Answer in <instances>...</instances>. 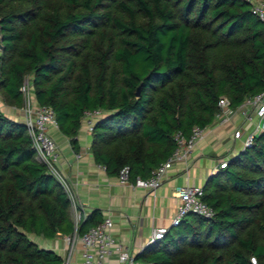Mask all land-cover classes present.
<instances>
[{
  "label": "trees",
  "instance_id": "obj_1",
  "mask_svg": "<svg viewBox=\"0 0 264 264\" xmlns=\"http://www.w3.org/2000/svg\"><path fill=\"white\" fill-rule=\"evenodd\" d=\"M264 1V0H262ZM253 0H0V96L22 108L28 80L77 149L86 112L94 162L148 178L173 137L207 129L225 98L264 92V23ZM202 187L211 219L188 214L138 264H264V130ZM71 202L36 159L22 121L0 111V264H63L34 238L74 232ZM93 211L81 235L101 222ZM139 261L141 263H139Z\"/></svg>",
  "mask_w": 264,
  "mask_h": 264
},
{
  "label": "crops",
  "instance_id": "obj_2",
  "mask_svg": "<svg viewBox=\"0 0 264 264\" xmlns=\"http://www.w3.org/2000/svg\"><path fill=\"white\" fill-rule=\"evenodd\" d=\"M260 125L257 117L247 121L236 111L224 124L215 120L196 144L187 164L171 168L155 192L133 188V182L121 184L117 176H109L102 170L92 158L91 134L85 124L78 133L76 150L57 128L50 127L48 133L59 151L57 168L72 194L70 214L74 226L93 211H99L101 220H112V235L135 257L148 245L154 228H170L178 205L176 189L184 185L203 187L207 179L220 170L221 161L229 160L243 149L244 135ZM236 130L242 133L240 139L234 137ZM65 237L57 235L51 240L34 238V241L64 260L67 257ZM69 264H82L79 243L74 246ZM107 264H118L117 257L111 256Z\"/></svg>",
  "mask_w": 264,
  "mask_h": 264
},
{
  "label": "built area",
  "instance_id": "obj_3",
  "mask_svg": "<svg viewBox=\"0 0 264 264\" xmlns=\"http://www.w3.org/2000/svg\"><path fill=\"white\" fill-rule=\"evenodd\" d=\"M252 13L264 23V1H253ZM20 92L23 96V106L21 108L23 113L22 122L27 128L28 135L36 151V159L40 163H43L49 173L56 178L71 202L72 194L67 181L57 168L59 151L54 139L48 133L50 127L57 128L54 111L49 106H41L36 103L28 80L24 81ZM218 107L220 111L216 115V121L219 124L226 123L234 111L239 112L247 121H251L254 116L262 123V125L255 128L254 132L244 135L243 149L249 147L252 144L253 137L264 130V92L245 99L236 110L229 108V102L225 98L219 100ZM100 114L99 111L86 112L84 114L83 124L86 125L89 133L92 130L93 121ZM205 131L206 129L195 126L192 128L188 138L179 132L176 133L173 137L175 150L171 156L152 170L148 178H137L131 186L152 192L158 190L163 183L166 173L171 168L180 163L187 164L196 144L203 139ZM234 137L240 139L242 137L241 131L236 130ZM227 163L225 160L221 161L218 169L225 168ZM99 167L105 170L104 166L99 165ZM117 179L121 184H128L130 182L129 168L127 166L121 168ZM176 196L178 198V205L170 228L179 225L188 214H194L205 219L213 218V208L202 201V187L189 185L178 187L176 189ZM77 228L78 225L76 224L73 234L64 238L67 244V257L63 260V264H69L76 243H79L81 247L82 264H107L108 259L113 255L117 257L118 264H138L135 257L112 235L113 223L110 218H104L99 224L88 228L81 235L78 233ZM168 229L165 227L154 228L151 232L148 245L163 239ZM250 262L251 264H256L254 258H251Z\"/></svg>",
  "mask_w": 264,
  "mask_h": 264
},
{
  "label": "rangeland",
  "instance_id": "obj_4",
  "mask_svg": "<svg viewBox=\"0 0 264 264\" xmlns=\"http://www.w3.org/2000/svg\"><path fill=\"white\" fill-rule=\"evenodd\" d=\"M0 111L10 115L11 118H16L17 120H20V121L23 120L22 109L5 104L1 96H0Z\"/></svg>",
  "mask_w": 264,
  "mask_h": 264
},
{
  "label": "water",
  "instance_id": "obj_5",
  "mask_svg": "<svg viewBox=\"0 0 264 264\" xmlns=\"http://www.w3.org/2000/svg\"><path fill=\"white\" fill-rule=\"evenodd\" d=\"M2 49H3V46L1 44V37H0V52L2 51Z\"/></svg>",
  "mask_w": 264,
  "mask_h": 264
}]
</instances>
